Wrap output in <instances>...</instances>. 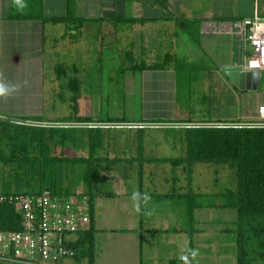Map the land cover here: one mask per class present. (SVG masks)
<instances>
[{
    "label": "crops",
    "instance_id": "obj_1",
    "mask_svg": "<svg viewBox=\"0 0 264 264\" xmlns=\"http://www.w3.org/2000/svg\"><path fill=\"white\" fill-rule=\"evenodd\" d=\"M67 3L68 0H44V14L47 17H63L67 10ZM74 3L80 16L88 19H100V22H87L79 31H73L79 34L81 40L78 52L80 57L77 59L72 55L76 52V49L72 48L74 44L66 42V39L73 33L66 32V27L63 24L51 25L53 30L62 26L59 29L57 41H62L64 46L60 50L62 53L58 52L62 56L60 59L56 58L58 53L52 52V55H49L46 60L44 45L48 25L39 21L11 20L9 18V0H0V82L15 85L18 88L13 96L0 98L2 109L9 108L17 112L9 114L8 111L2 110L4 112L0 111V117L40 116L47 121H50L48 119L56 120L67 117L55 112L58 101L65 105V110H68L63 115L81 117L78 108L85 107L87 101L93 98V95L90 96V94L103 91L102 83L95 82L96 78L93 75L103 67L113 68L112 63L109 64L106 61L116 59L117 53L123 47L131 50L136 57L141 55L147 60L168 53L174 56L183 54V58L187 62L191 59L193 62L190 64L197 65V67L202 65V60H206L207 65L203 67L207 69L208 77L212 76V80L210 78L211 81H209L212 87L214 108L209 117L212 121L253 120L257 115L258 108L264 106V98L255 99L253 96L257 95L258 86H264L263 82L259 81L260 72L264 73V71L251 70L258 74L255 90L238 89L224 72L227 67L242 68L243 64L244 67L247 64L240 55L235 32L236 24L244 19L264 18V0H167L165 8L155 3L154 0H145L143 3L137 0H74ZM86 12L91 14L86 16L88 15L84 14ZM168 14L170 18L167 17ZM116 16L146 18L148 21L115 33L111 19ZM179 16L200 21L195 40L190 39L178 27L176 18ZM135 39H138L139 42L136 43ZM89 40L92 42L91 45H89ZM89 46L91 48H88ZM61 65L64 67L65 73L62 79H59L56 67ZM75 68L77 71H74V74L79 82L77 112L73 110L74 104L71 103L73 91L69 83ZM92 71L95 74H92ZM109 72L114 74L111 70ZM144 74H146L145 77L142 74L139 78L128 74L131 77L130 85L127 84L129 82L126 83L127 77L125 76L121 83H117L107 90L117 91L119 90L117 87L121 86L126 87L125 90L130 89V93H132L136 90L135 86H139L140 89L144 88L146 80H156L159 76H170L171 81L178 84L177 74L173 69ZM46 77L48 82H46ZM219 90L222 92L219 101L226 102V108L223 107L222 114L214 106V102H218L217 91ZM99 98L102 99V95ZM232 104L234 108L231 110ZM50 111L54 113L46 119L44 113L47 114ZM165 121L175 120L166 119ZM165 144L169 146L168 152L171 154L166 153L164 157L177 156L175 147H171L167 142ZM146 146L147 148L142 146V162H133L131 163L133 168L130 169L131 165H128L130 167L126 170L137 172L140 165L144 172L171 170L168 163L158 164L154 161L157 158L151 153V149L156 147L155 144ZM132 147L135 149L134 145ZM145 149L146 151H144ZM137 151L138 147L137 150L135 149V155H137ZM159 166L161 169H158ZM129 179L122 181L123 184L120 180L113 183L121 184L119 190L108 191L98 188L96 190L93 222L96 231L95 264H140L141 260L144 264H168L172 260L186 262L189 253V240L188 236L180 231L185 214L182 200L180 202L172 200L179 203L180 206L182 205L181 207L163 206V202L171 200L160 199L153 195L156 193L163 195L169 190L163 188V191L159 193L154 189L158 186L153 187L149 183H144V186L150 189L148 195L154 201L147 200L148 202L145 203L146 200L140 196L134 200L133 194L139 193L137 176ZM193 190L199 192L197 187ZM216 210L231 213H227V219L216 222L213 219V212ZM165 214L172 217H164ZM235 218L236 214L227 209L198 208L195 210L196 231L193 237V249L195 248L193 252L196 254H192V264H199L198 260L202 261L200 256H204L203 259L206 261L204 264L218 263L217 254L209 250L208 243L205 244V236L217 232L223 235L229 234L232 237L228 230ZM168 220L174 221L173 225H176L169 226ZM161 223L165 224L163 228ZM228 224L230 226H226ZM200 250L204 252L201 255L198 253ZM182 257L186 259H182ZM230 263L237 264L236 251L231 257ZM0 264L7 263L0 262ZM64 264L74 263L67 260Z\"/></svg>",
    "mask_w": 264,
    "mask_h": 264
},
{
    "label": "trees",
    "instance_id": "obj_2",
    "mask_svg": "<svg viewBox=\"0 0 264 264\" xmlns=\"http://www.w3.org/2000/svg\"><path fill=\"white\" fill-rule=\"evenodd\" d=\"M144 2L145 0H137ZM10 2L9 18L18 21H39L44 25L63 24L66 32H72L71 39L79 37L73 31H79L87 22L96 23L100 19H88L80 16L74 0H68L67 10L63 17H47L44 14V0H23L26 7L18 10L13 0ZM163 8L167 0H154ZM169 15V14H168ZM170 18V15L167 16ZM146 18H131L116 16L111 19L115 33L132 28L135 24L147 22ZM176 24L190 39L195 40L198 35L200 21L194 18L179 16ZM71 26V27H70ZM74 41V39H72ZM114 74L121 79L131 74L139 78L148 72H164L169 69L177 74V87L186 80L185 69H206V60L202 65L189 64L186 59L172 54L147 60L126 48L120 49L117 58L113 60ZM196 69V70H197ZM108 70V69H107ZM75 68L69 83L72 87L73 110L77 112V98L79 82L75 77ZM110 71V70H109ZM64 67H56V74L62 79ZM190 80L188 77L187 81ZM122 92V87L118 88ZM116 91V90H114ZM114 91L112 93L114 94ZM125 92V91H124ZM190 93V91H188ZM122 95L124 96L123 92ZM108 98V97H107ZM99 117V116H98ZM92 119L70 115L54 121H47L40 116L12 118L16 121H31L36 123H107V124H173L167 128H83V127H54L31 126L5 121L0 117V234L23 231L21 205L18 198L26 195H35L43 189L59 196H78L88 199V217L90 227L83 232L75 233L73 239H68V245L75 254L71 261L74 264H95L94 260V200L98 187L116 183L117 180L126 181L135 173L139 185L140 198L146 195L143 192L145 177H153L155 172L130 171L131 163L142 161V144L140 139L146 132H164L173 139L179 137L178 143L173 140L168 144L175 147L177 156L163 159H154L158 164L168 163L171 167L172 184L168 193L160 195V199L174 200L184 203V222L180 231L188 236L189 253L186 262L172 260L168 264H192L193 237L196 231L194 212L198 208L227 209L234 211L235 220L228 230L236 245L237 264H264V128H235L220 126L241 121H212V120H128L124 116L113 117L106 114L104 118ZM11 119V118H9ZM131 144L130 142H133ZM137 145V155L128 150ZM157 164V165H158ZM222 166L229 171L230 187L224 186L214 192H194L192 182L193 166ZM128 165H131L128 166ZM130 169L126 170V168ZM123 173L119 176L113 173ZM160 172V171H158ZM164 171L160 173H166ZM80 174L82 191L77 194L70 187L64 186L66 178L73 174ZM161 175V174H160ZM185 176L183 183L178 182L179 176ZM157 176V175H156ZM36 182L34 192L4 191L5 186H11L14 181ZM166 180V181H165ZM168 179L164 178L166 186ZM148 183V182H147ZM179 183V186L177 184ZM228 187V188H227ZM141 199V200H142ZM68 238V236H67ZM141 257V251H140ZM140 264H144L142 260Z\"/></svg>",
    "mask_w": 264,
    "mask_h": 264
},
{
    "label": "rangeland",
    "instance_id": "obj_3",
    "mask_svg": "<svg viewBox=\"0 0 264 264\" xmlns=\"http://www.w3.org/2000/svg\"><path fill=\"white\" fill-rule=\"evenodd\" d=\"M86 16H89L91 13L86 12L84 13ZM173 14H171L172 16ZM174 16V15H173ZM175 18V16H174ZM62 26H59V28H55L54 30L52 29L51 25L49 24L46 27L47 33H46V41H45V59L47 60L49 55H52V52H55L56 54L62 53L60 50L63 49V42L62 41H57L59 29ZM74 39V41L72 40ZM71 36L66 39L68 43L74 44L73 49H76V52L72 54L74 58L76 59L79 56V47H80V37L77 38H72ZM89 45L92 44V42L89 40ZM135 42H139L138 39H135ZM88 48H91L90 46ZM92 51V50H90ZM54 53V54H55ZM56 55L57 59H60L62 56L60 54ZM92 54V53H91ZM94 54V53H93ZM176 57L183 58V54L177 55ZM108 62V61H106ZM104 60V63H106ZM114 62V61H111ZM193 62L191 59L189 60V64ZM108 65V64H105ZM104 65V66H105ZM196 66V65H195ZM108 69V70H107ZM112 68L108 67H103L101 70L97 71V74H95L94 71H92V74L94 78H96L95 82H98V84L101 82V88H103L102 93H93L90 94L93 95V98L88 100L86 103L85 107H81L80 109L78 108V112L80 110L81 112V117H91L92 119L98 118H104L106 114H110V116L113 117H121L124 116L128 120H166V119H173V120H211L209 117L212 115L211 111L214 109L213 108V103H212V87L210 86L209 81L212 80V76H209L206 74L207 69H185L184 72H186L185 77L186 80L180 85V89L177 88V85L174 84V81H171L170 76H159L158 79L156 80H146V85L144 88H139V86H135L136 90L132 91L130 93L129 90H125L123 88L122 92L124 96L122 95V92L120 91H114V94L112 91H109L110 87H114L118 83V81L121 79L117 74H112L109 72ZM148 76L150 74H147ZM143 77L146 76V74L142 75ZM154 76V75H153ZM126 83L131 80L130 75H126ZM156 77V76H155ZM165 77V78H161ZM188 77L190 80L187 81ZM211 78V80H210ZM119 79V80H118ZM259 81L263 82L264 84V73L260 72L259 75ZM46 82H48V78L46 77ZM120 82V81H119ZM131 84V82L127 83ZM47 86V85H46ZM121 87V86H119ZM117 87V88H119ZM131 88V86H130ZM141 92H140V90ZM125 91V92H124ZM190 91V93H188ZM257 95H253L255 99H263L264 98V86H258V90L256 91ZM222 92L219 90L217 91L218 95V102H214L215 108L217 107V110L219 113L222 114L223 107L226 108V102H220L219 99L221 98ZM100 99L99 97H101ZM108 97V98H107ZM78 99V98H77ZM72 100V98H71ZM77 101V100H76ZM74 104V101L71 102ZM45 104V103H44ZM57 109L55 112H59L62 116H69L63 115L65 114V111H68L67 109H64V104L60 103L59 101L56 103ZM188 105V107H187ZM231 110L234 108L233 104L230 106ZM77 108V105H76ZM2 110H6L10 113L17 112L12 109H2L1 103H0V111L4 112ZM72 113V109L70 110ZM54 113L53 111L48 112L47 114L44 113V117L48 119L51 117ZM8 114V113H7ZM56 115V114H55ZM11 116V115H9ZM48 116V117H47ZM11 118V119H9ZM5 121L9 122H14L15 120L12 119V117L8 118H2ZM50 121H54L53 119H48ZM175 126L173 124H157L155 126L150 127L149 129H158V128H167V127H172ZM179 137H173L171 135H168L164 132H157V131H152V132H146L142 135V138L140 139L141 144L144 145L146 148V145H153L155 144L156 147L152 150V154L158 158V159H163L165 158L164 155L166 153H170L169 151V146L165 144L167 141L168 143L170 141H174L175 143H178ZM135 140L133 142H130L131 144H134ZM137 143V142H135ZM129 147V146H128ZM132 147V146H130ZM135 149L137 150L136 145H134ZM135 149H131L128 151H131L134 153ZM146 151V149L144 150ZM150 151V150H149ZM148 151V152H149ZM171 154V153H170ZM205 164H196L193 166V171H192V185L193 188L199 189L200 191L203 192H214V190L222 189L224 186L230 185V175L229 171L222 167V166H215V165H208V166H203ZM170 168V167H169ZM158 169H161V166L158 167ZM162 172V171H160ZM160 172H155L153 174V177L150 178L148 176L145 177V183L147 182L149 184L150 181L156 182V185H164L163 181L164 178L168 179V184L166 186H158L155 187V191L161 192L163 191L162 189H168L171 190L172 184L170 183L171 181V174L169 172L166 173H160ZM123 173H113L115 176H121ZM161 174V175H160ZM157 175V176H156ZM127 176H135V173L128 172ZM128 180V179H127ZM130 180V179H129ZM122 182V180H120ZM166 181V180H165ZM185 181V176H179L178 182L183 183ZM127 183V182H126ZM37 183L33 182L32 179L26 183V181H14L12 182L11 186H5L4 191H21V192H34L37 189ZM123 184V182H122ZM82 180H81V175L78 174H73L70 175L69 177L66 178L64 186L70 187L73 192L79 194L82 191ZM118 185V186H117ZM106 184L98 187V189H105L108 191L112 190H117L120 188L119 185L121 184ZM179 186V183L177 184ZM124 188V187H122ZM228 188V187H227ZM119 190V189H118ZM144 194L149 196L150 189L147 188V186H144L143 189ZM159 196L157 193L153 195L154 196ZM149 202L154 201L153 198L150 197L148 199ZM147 200L145 201L148 202ZM157 203V202H156ZM163 206H170L172 207H181L179 203H176L174 201H165L162 203ZM162 207V206H161ZM178 209V208H177ZM179 210V209H178ZM231 211V210H230ZM214 213V220L216 222L221 221L222 219H227V213L231 212H224L220 210H216ZM232 213H235L232 211ZM225 214V215H223ZM164 217H172L171 215L165 214ZM143 220V219H142ZM172 220H168L167 224L169 226H175L176 224L173 225ZM143 224L144 221H143ZM165 226L164 223H161V227L163 228ZM168 226V227H169ZM183 226V225H182ZM226 226H230L229 224ZM180 228L181 225H180ZM172 229V228H171ZM75 237L74 234H69L68 239H73ZM185 237V236H184ZM205 244L208 243L209 245V250L215 252L217 254L216 257H218V263L217 264H231V257L235 254L236 251V245L233 240V237H231L229 234H219L217 232L215 233H209L208 235L205 236ZM183 239V238H182ZM185 239H187L185 237ZM213 246V248H212ZM194 247V246H193ZM189 249V248H188ZM8 250V247H5L4 252ZM195 248L193 249V251ZM206 250V249H205ZM199 255L204 253L202 250L198 251ZM206 255V254H205ZM204 256H200V262L199 264H204L206 261L203 259ZM198 264V263H197Z\"/></svg>",
    "mask_w": 264,
    "mask_h": 264
},
{
    "label": "built area",
    "instance_id": "obj_4",
    "mask_svg": "<svg viewBox=\"0 0 264 264\" xmlns=\"http://www.w3.org/2000/svg\"><path fill=\"white\" fill-rule=\"evenodd\" d=\"M236 37L244 70L264 71V18L244 19L236 24ZM31 126L83 128H150L157 124L107 123H36L14 121ZM235 128H264V106L255 119L231 124ZM21 205L23 231L0 234V262L7 264H64L75 254L67 236L90 227L87 197L59 196L43 189L35 195L18 198ZM5 247L8 250L4 252Z\"/></svg>",
    "mask_w": 264,
    "mask_h": 264
},
{
    "label": "water",
    "instance_id": "obj_5",
    "mask_svg": "<svg viewBox=\"0 0 264 264\" xmlns=\"http://www.w3.org/2000/svg\"><path fill=\"white\" fill-rule=\"evenodd\" d=\"M224 72L228 79L241 90H255L257 87L258 74L257 72H251L243 70L241 67H227Z\"/></svg>",
    "mask_w": 264,
    "mask_h": 264
},
{
    "label": "clouds",
    "instance_id": "obj_6",
    "mask_svg": "<svg viewBox=\"0 0 264 264\" xmlns=\"http://www.w3.org/2000/svg\"><path fill=\"white\" fill-rule=\"evenodd\" d=\"M14 6L17 7L18 10H23L24 7H26V4L23 2V0H13ZM18 91L17 86L15 85H10L7 83L0 82V98H8L13 96L16 92ZM140 196L139 193H134L133 194V199H137ZM144 200L150 199L149 196L144 195L143 196ZM193 255L196 253L193 252ZM182 259H186L185 257H182Z\"/></svg>",
    "mask_w": 264,
    "mask_h": 264
}]
</instances>
